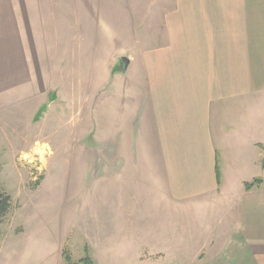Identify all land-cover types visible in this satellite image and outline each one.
Segmentation results:
<instances>
[{
    "label": "crops",
    "instance_id": "0c3cea01",
    "mask_svg": "<svg viewBox=\"0 0 264 264\" xmlns=\"http://www.w3.org/2000/svg\"><path fill=\"white\" fill-rule=\"evenodd\" d=\"M28 94L95 177L59 264L70 235L96 264H264V183L234 182L264 174V0H0V106Z\"/></svg>",
    "mask_w": 264,
    "mask_h": 264
},
{
    "label": "rangeland",
    "instance_id": "374dc122",
    "mask_svg": "<svg viewBox=\"0 0 264 264\" xmlns=\"http://www.w3.org/2000/svg\"><path fill=\"white\" fill-rule=\"evenodd\" d=\"M120 14L124 16V13ZM109 47L102 48L103 55L107 54ZM105 86L107 89L102 97L109 94L108 85ZM31 100L29 94L22 101L11 97L2 108L0 106V124L8 127L7 134L0 136V183L12 198L10 211L0 219V264H59L60 245L72 218H76L78 200L85 199L84 190L89 191L95 182L93 174H88L84 170L85 163L79 160L75 161L74 169L68 175L73 164L62 152L64 133L60 121L47 120L37 129L28 126L24 104L28 108ZM36 140L39 142L33 144ZM255 175L256 172L253 176L237 175L234 182L240 179L250 181ZM256 177L263 178L264 174ZM106 180L109 184V177ZM210 214L204 207H183L184 257L189 254L192 258L200 248L205 233L204 222ZM71 237L65 244L70 247L73 262L77 263L79 257L84 256L83 245L72 244ZM115 257L122 264V256ZM172 258L173 254L167 257L168 260ZM155 261L149 264L165 263ZM63 264H66L64 256Z\"/></svg>",
    "mask_w": 264,
    "mask_h": 264
},
{
    "label": "trees",
    "instance_id": "16d2710c",
    "mask_svg": "<svg viewBox=\"0 0 264 264\" xmlns=\"http://www.w3.org/2000/svg\"><path fill=\"white\" fill-rule=\"evenodd\" d=\"M217 179L218 181H220L221 179V173L218 164H217ZM263 183H264V178L255 177L253 180L245 182V188L247 190H251L255 186H260ZM11 207H12V198L3 189L0 183V219L6 216V214L10 211ZM63 256L65 258L66 264H96L94 259L89 254H86L85 256L80 258L77 263L73 262L72 252L70 250V247L67 246V244H65L63 248Z\"/></svg>",
    "mask_w": 264,
    "mask_h": 264
},
{
    "label": "water",
    "instance_id": "95a60500",
    "mask_svg": "<svg viewBox=\"0 0 264 264\" xmlns=\"http://www.w3.org/2000/svg\"><path fill=\"white\" fill-rule=\"evenodd\" d=\"M122 61H123V65H124V67H127V65H128V61H127V59H126V58H123Z\"/></svg>",
    "mask_w": 264,
    "mask_h": 264
}]
</instances>
